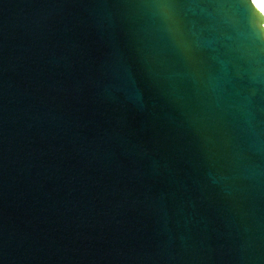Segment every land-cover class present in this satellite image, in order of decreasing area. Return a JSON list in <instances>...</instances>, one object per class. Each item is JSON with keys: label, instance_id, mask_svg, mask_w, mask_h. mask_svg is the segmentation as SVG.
<instances>
[{"label": "water", "instance_id": "95a60500", "mask_svg": "<svg viewBox=\"0 0 264 264\" xmlns=\"http://www.w3.org/2000/svg\"><path fill=\"white\" fill-rule=\"evenodd\" d=\"M0 264H264V0H0Z\"/></svg>", "mask_w": 264, "mask_h": 264}]
</instances>
